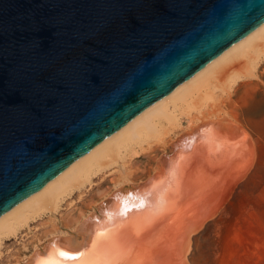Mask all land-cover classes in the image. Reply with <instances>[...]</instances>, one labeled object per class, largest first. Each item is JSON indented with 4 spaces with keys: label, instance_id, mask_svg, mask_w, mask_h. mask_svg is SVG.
<instances>
[{
    "label": "water",
    "instance_id": "95a60500",
    "mask_svg": "<svg viewBox=\"0 0 264 264\" xmlns=\"http://www.w3.org/2000/svg\"><path fill=\"white\" fill-rule=\"evenodd\" d=\"M263 22L264 0H0V217Z\"/></svg>",
    "mask_w": 264,
    "mask_h": 264
},
{
    "label": "bare ground",
    "instance_id": "6f19581e",
    "mask_svg": "<svg viewBox=\"0 0 264 264\" xmlns=\"http://www.w3.org/2000/svg\"><path fill=\"white\" fill-rule=\"evenodd\" d=\"M263 57L264 22L2 215L0 246L5 238L16 235L31 219L56 215L67 196L83 186L92 185L95 176L106 168L155 141L153 147L157 151L167 147L171 150L152 159L157 163L154 174L144 183L120 186L109 194L108 201L95 206L91 216L104 215L105 218L94 226L86 222L90 214L85 218L81 217L82 212L66 216L67 226L78 222L76 232L82 237L81 241L76 243L73 234L59 240L56 236L40 246L26 264H167L174 249L179 247L178 254L182 252L191 232L198 230L204 219L213 216L214 182H228L231 177L240 180L254 161L258 148L243 124L238 126L231 120L223 123L199 119L198 122V119L192 120L191 114L200 105L203 107L214 100L217 90L226 92L245 78L256 76ZM184 117L189 118L190 124L181 131ZM178 131L182 133L173 138ZM134 162L132 159L130 164ZM100 188H95L99 199L106 191ZM129 192L134 195H126ZM148 194H151L152 207L139 209ZM203 201H208L207 209L201 206ZM128 209L131 210L129 215H118ZM112 216L116 220L110 221ZM64 251H80V255L70 261L56 258Z\"/></svg>",
    "mask_w": 264,
    "mask_h": 264
},
{
    "label": "rangeland",
    "instance_id": "374dc122",
    "mask_svg": "<svg viewBox=\"0 0 264 264\" xmlns=\"http://www.w3.org/2000/svg\"><path fill=\"white\" fill-rule=\"evenodd\" d=\"M260 62L256 76L245 78L241 83H236L226 92L217 90L218 95L215 94L214 100L208 101L203 106L204 108L200 105L197 108L199 110L196 109L197 112L203 111V115L198 112L199 117L196 111L191 114L192 120L193 118L194 121L198 119V122L200 120H217L224 123L231 120L237 125L242 126L243 124L242 127L249 132L252 141L256 140L258 148L254 152L255 163L253 161L250 164L240 180L231 177L228 180L229 183L222 180L214 182L213 191L216 190L215 193L213 192V197H215L214 215L204 219L199 229L191 232L182 247V252L178 254L179 247L174 249L175 251L171 253L173 257L170 260L168 259L167 264H217V256L221 247L220 234L226 233L228 230L234 231L232 226L229 229L224 228V225H228L226 221L239 220L242 225H246L245 222L249 218H258L259 214L264 216V57ZM234 87L235 89H233ZM217 98L219 100L216 104ZM186 118L184 117L181 131H184L190 124L189 118ZM181 131L175 133L173 138L180 135ZM155 144V141L145 144L142 150L137 149L133 153L134 155H127L122 162L120 160L119 165L117 163L112 164V167L109 166L110 169L106 168L103 173L96 175L92 185L83 186L80 190H76L70 196H67L62 201L56 215L46 214L35 217L31 219L28 225L22 227L16 235L5 238L0 246V264L28 263L33 253L43 247L47 240L55 236L69 237L73 234L75 236L74 240L79 243L82 237L76 232L78 222L67 226L65 217L72 214L76 216L82 212L81 217L85 218L95 210V206L99 205L100 202L108 201L111 193L120 186L138 185L145 182L147 178L154 174V169L157 166V163L152 159L160 157L163 153H169L171 150L167 147L165 150L157 151L153 147ZM130 159L135 160L134 164H130ZM134 174L138 175L135 176ZM100 186L101 190H106L104 197L101 199L98 198L95 192V188ZM226 192L228 195H223ZM207 203L208 201H203L201 206L207 209ZM222 209L228 210V213H220L217 217L215 212ZM242 230L241 227L239 231L242 232ZM176 255L179 257H176Z\"/></svg>",
    "mask_w": 264,
    "mask_h": 264
},
{
    "label": "crops",
    "instance_id": "0c3cea01",
    "mask_svg": "<svg viewBox=\"0 0 264 264\" xmlns=\"http://www.w3.org/2000/svg\"><path fill=\"white\" fill-rule=\"evenodd\" d=\"M215 213L218 217L220 213H228V210H217ZM257 217L246 220V225L239 220L226 221L228 225L224 228L232 226L234 231L220 234L217 264H264V216L259 214ZM241 227L242 232L239 231Z\"/></svg>",
    "mask_w": 264,
    "mask_h": 264
},
{
    "label": "snow or ice",
    "instance_id": "6c2138e0",
    "mask_svg": "<svg viewBox=\"0 0 264 264\" xmlns=\"http://www.w3.org/2000/svg\"><path fill=\"white\" fill-rule=\"evenodd\" d=\"M61 255H67V253H61Z\"/></svg>",
    "mask_w": 264,
    "mask_h": 264
}]
</instances>
